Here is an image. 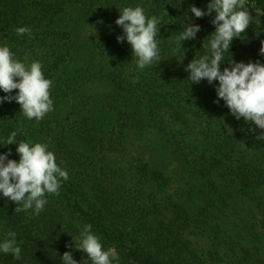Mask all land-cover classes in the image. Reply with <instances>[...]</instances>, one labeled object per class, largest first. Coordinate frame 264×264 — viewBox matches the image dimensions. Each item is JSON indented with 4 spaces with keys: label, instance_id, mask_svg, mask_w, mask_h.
Segmentation results:
<instances>
[{
    "label": "trees",
    "instance_id": "1",
    "mask_svg": "<svg viewBox=\"0 0 264 264\" xmlns=\"http://www.w3.org/2000/svg\"><path fill=\"white\" fill-rule=\"evenodd\" d=\"M208 2L0 0V43L17 59L41 62L54 102L38 122L16 102L0 104V143L13 130L16 142L47 143L69 173L58 195L46 194L38 216L14 211L16 204L0 196V239L11 230L23 242L19 260L0 253V264H61L65 251L80 261L87 254L75 248V238L84 224L105 248L116 249L120 264H264V140L256 139L262 130L236 120L223 100L214 102L213 85L192 83L185 71L215 31L214 12L196 18L189 10ZM136 5L162 18L161 61L143 71L135 68L130 44L116 39L120 10ZM246 7L251 23L225 59L264 63V0H246ZM186 12L201 30L182 42L178 60L172 55ZM20 26L31 35L18 36ZM156 144L174 158L175 176L143 158ZM16 147L0 153L11 149L9 158L18 161ZM235 197L258 215L246 235L227 228Z\"/></svg>",
    "mask_w": 264,
    "mask_h": 264
},
{
    "label": "clouds",
    "instance_id": "2",
    "mask_svg": "<svg viewBox=\"0 0 264 264\" xmlns=\"http://www.w3.org/2000/svg\"><path fill=\"white\" fill-rule=\"evenodd\" d=\"M189 10L196 18L214 12L211 24L215 26V31L207 37L206 44L203 42L205 53L185 67L188 81L198 84L206 80L213 85L217 96L214 102L223 100L236 120L243 118L245 122L253 123L262 130L256 139L264 140V63L259 60L245 63L225 59L232 40L240 37L251 23L246 0H209L205 9L193 4ZM161 20L159 16L147 15L140 5L120 10L115 24L122 29V35L116 39L119 43L126 41L130 44L136 70L143 71L154 62L161 61V39H157ZM183 20H188V23L182 21L183 31L176 37L179 47L172 55L178 60L183 59L186 51L182 48V42L195 39L201 30L200 25L188 17L187 12ZM15 32L18 36L31 35V29L27 26L17 27ZM181 49L184 51L181 52ZM259 53L264 56V41H261ZM225 61L229 66L221 70ZM137 79L133 76L132 82L136 83ZM52 86L53 80L44 76L39 60L29 63L27 57L17 59L10 46L0 43V91L6 94L0 96V104L16 102L28 120L35 119L38 122L46 113L54 110L50 96ZM13 90L18 91L12 94ZM256 128L250 131L255 132ZM16 137L17 131L13 130L0 143V147L16 144L15 151L19 155L17 161L9 158L11 149L0 153V196L16 204L14 211L31 210L32 215L38 216L48 203L46 194L58 195L62 181L69 178V173L57 163L56 155L47 143L16 142ZM78 227L75 248L87 256L77 261L70 251H65L60 256L61 264H120L116 249L105 248L100 237L92 231L91 224ZM22 243L17 241L14 231L8 230L5 237L0 239V253L11 254L19 260Z\"/></svg>",
    "mask_w": 264,
    "mask_h": 264
},
{
    "label": "rangeland",
    "instance_id": "3",
    "mask_svg": "<svg viewBox=\"0 0 264 264\" xmlns=\"http://www.w3.org/2000/svg\"><path fill=\"white\" fill-rule=\"evenodd\" d=\"M160 150L161 149L157 146V144L153 146V148L148 146L147 151L143 153V158L146 161H149L152 165H156V167L161 168L165 175L173 173L172 175L175 176L179 170L174 162V158L163 155ZM146 192H149V190H146ZM254 210L255 209L251 206V204H249V202L245 199L239 197L233 198L231 200V206L227 217V228L230 232L233 234L241 232L246 235L248 225L253 222L252 216H258L257 212H255L256 210Z\"/></svg>",
    "mask_w": 264,
    "mask_h": 264
}]
</instances>
